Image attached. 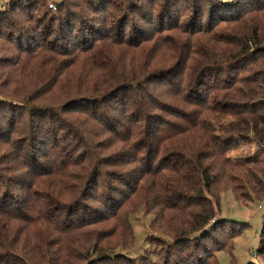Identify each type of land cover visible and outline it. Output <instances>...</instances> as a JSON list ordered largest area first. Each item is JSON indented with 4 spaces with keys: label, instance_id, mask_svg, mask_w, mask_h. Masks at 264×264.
Here are the masks:
<instances>
[{
    "label": "rangeland",
    "instance_id": "obj_1",
    "mask_svg": "<svg viewBox=\"0 0 264 264\" xmlns=\"http://www.w3.org/2000/svg\"><path fill=\"white\" fill-rule=\"evenodd\" d=\"M55 1L60 0H46V4L49 5ZM78 1L80 0H71L74 4ZM87 1L92 7L97 8L100 0ZM155 1L156 4L151 7L144 0H131L128 3L129 8L126 5L121 11L112 12L113 18L116 19L109 16L112 18V24L100 21L102 14L106 16L104 11L96 13L91 7H85L82 11L75 8L74 10L80 16L75 21L78 28L77 35L83 39L77 40V46L79 44V47L88 45L91 41H87L93 34L90 32L92 28L102 29L103 24H109L108 31H118L115 35L116 39L111 40L112 44L109 47L99 49L93 62L81 61L86 53H82L80 50L69 56L61 55L59 57L60 68L54 74L42 76V79L40 78L35 85L28 81L22 83L19 86V91L27 92V94L34 93L32 96L34 99L29 103H21L13 99L11 106L16 107L11 111L0 102V171L8 177L17 174V182L21 184L20 178L25 175V170H31L29 168L36 170L34 167L36 166L37 169H43L45 172L52 171L60 174L68 186V189L61 190L62 192L57 195L50 193L46 186H32L31 188L33 197L39 198L44 203L42 205L47 208L45 214L56 218V226L52 227L48 237L50 242L66 237L73 242L72 244L78 240L84 245L90 243L88 246H91V249L94 248L93 250H100L101 243H98V239H94L95 235H100L104 238L103 240L110 241L117 237L121 241L105 248L104 251L121 254L129 261L143 258L157 262L160 253L167 249L173 241L171 237L160 230V214L162 212H159L160 206L158 205L160 190L157 185L159 180L157 167L168 164L169 160H173V156L181 149L176 147L171 150L169 148L162 150L161 148L168 143L167 136L174 134V138H176V134L186 128L187 123L183 118L187 117L193 123L198 119L204 121V111L200 107L192 105L193 101L196 102V96L202 99L207 91L210 92V95L218 92L219 96H222L224 89L216 90V87L205 89L204 78L206 84H210V86L214 84L213 77L218 78L216 83H222L223 86L228 79L227 73L233 77L237 74L236 71L231 70L235 63H231L226 72H216L204 60L209 58L217 60L223 58L224 55H234L232 46L239 36L229 28V23L219 24L211 33L204 32L207 25L206 20L204 23L205 18L203 17L199 23L193 17L195 15L191 9L185 10V13L180 17L178 27H172L170 24L174 23L173 17L164 15L161 0ZM221 1L231 2L232 0ZM8 2L9 0H0V9L7 6ZM136 7H141L143 11L150 9L153 12L150 24L143 25L138 15L130 11L135 10ZM189 14L193 16H188ZM62 21L63 17L60 19V22ZM114 22L116 25L113 24ZM160 24H163L164 29L159 28ZM121 28L125 29L123 38L120 33ZM57 33L55 31L51 35L52 37L49 36L53 42L60 40L58 39L60 33ZM144 33H147L148 38L153 37L142 42L140 39ZM96 36L98 34L95 33ZM61 42L69 49L76 47L72 46L73 41L70 37L64 38ZM14 53L19 54L16 51ZM94 61H98V65L103 68H96L93 65ZM66 66H70L69 69L73 70L71 78L85 76L82 80H91V83L89 85L80 83L75 87L67 84L66 86L69 88L64 90V94L59 100L46 98V101L44 100L42 103V94L46 91L55 93L57 96L61 95L56 93L57 88L53 87V80ZM94 81L98 82V85H104L102 82H107L106 87L97 85L99 88L96 87L97 91H95ZM13 86L12 83L6 88H14ZM134 86H141L143 91L152 98L150 99L152 100L151 109L147 110L138 103L136 99L140 98L139 95L142 94L137 92L139 94L137 95ZM34 87L39 90L36 91ZM0 97L4 99L2 95ZM37 97L41 99L37 100ZM218 98L220 102L228 100V98ZM58 103L61 108L68 104H70L69 106L74 104L75 106L71 107H77L80 110H76L74 113L59 112V116L63 117L62 121L55 117L44 120L35 116L34 119H31L28 111L32 107L34 110H38L43 104L57 105ZM17 111L24 112L18 117ZM130 118H132L131 122H129ZM75 119L87 125L84 127L89 131L84 133L82 126L77 124ZM215 120L213 118L212 123L218 130L216 134H219L222 140V153L217 154L220 163H223L224 158L238 162L249 157L258 159L264 157V122L258 125L257 130L252 131L245 127L236 131V124L232 117H225L221 124L215 123ZM60 124L67 125L68 130L65 132L64 125L60 126ZM48 125L50 127H45ZM151 125H156L160 128L159 130L163 131V133L156 134L154 143L144 133L149 126L150 130L152 129ZM31 128L34 133L32 139L29 140L25 132ZM56 129H59V132H54ZM173 129L178 133H175L176 131L174 132ZM72 130H75L77 134L80 132L81 138L69 134ZM132 130L134 131L132 132ZM131 132L132 134H130ZM128 136L131 137V141L139 139L140 144L147 149V143L154 144L151 148H160V152L156 157H153L147 154L146 150L138 149L140 161L106 166V170L116 173L112 178L118 175L117 172L122 171L127 179V184L123 183L124 186H122L118 181H106L108 175L101 178V183L99 182V186L95 192L91 193V196H96L97 199L99 196L102 198L105 196L107 200L103 198V201L97 202L89 197L87 194L92 192L91 185L86 181L83 183L84 197H75L74 186L77 184V180L71 176L78 173V167L73 163L77 160V155L82 152L80 144L81 148L82 146L86 147L82 145V142L88 144L90 150L95 151L99 158L116 152L125 157L127 152L129 154L132 151H128V148L122 149L126 143L121 139ZM195 138L197 141L204 142V131L198 133ZM94 146L99 148H93ZM86 150L87 147L83 151ZM175 158L177 157L175 156ZM72 159H74L73 162L69 163ZM66 171L69 175L66 174ZM164 172L167 173V171ZM94 178L95 173L93 172L87 176V179L94 180ZM105 181L108 182V186L111 184L110 182H114L111 191L106 189ZM1 190H5V183L2 184ZM15 190L18 193L16 197L20 198L23 192L17 185H15ZM220 194L218 204L220 219L216 218V224L221 227L231 225L233 229L241 227L239 233L232 240L233 264H249L250 261L264 264V258H255L251 255V251L254 252L259 243L256 235L259 234L263 221L264 197L257 202H242L234 196L231 190ZM79 202H85L84 205L89 212L90 209H102L103 204L113 205L115 208H109V211L105 212H111L110 214L114 216L113 218L109 217V220L104 224L84 226L83 223L79 224V220H76L78 216L82 215L79 210ZM173 202L168 197L163 208H169ZM168 208L167 210H169ZM34 217L35 214H32V219ZM220 231L219 229L215 232V237L219 235ZM75 249L76 254L79 252L82 254V258L85 256L78 264H91L92 260L97 257L93 250L86 253L85 250L83 252L78 249V246ZM189 254L188 257L192 259L203 258L206 255L202 248L200 250L192 248ZM215 258L219 264L230 263V254L226 251L215 253ZM136 263L141 264L140 261Z\"/></svg>",
    "mask_w": 264,
    "mask_h": 264
},
{
    "label": "trees",
    "instance_id": "obj_2",
    "mask_svg": "<svg viewBox=\"0 0 264 264\" xmlns=\"http://www.w3.org/2000/svg\"><path fill=\"white\" fill-rule=\"evenodd\" d=\"M144 1L149 3L151 7L156 4L155 0ZM161 1L164 15L173 17L174 23L170 24L172 27H178L180 17L185 13V10L191 9L195 16L192 14L188 16L192 15L199 23L203 17L205 18L204 23L206 20L207 25L204 32L211 33L219 24L229 23V28L239 36L232 46L234 55H224L223 58L217 60H211V58L204 60L216 72H226L229 65L235 63L231 70L236 71L237 74L233 77L227 73L228 79L223 86L222 83H216L218 78L213 77L214 84L211 86L206 84L204 78L205 89H213L214 87L216 90L224 89L222 96H219L218 92L210 95L209 91L204 93L202 99L196 96V102L193 101L192 105L200 107L204 111V121L198 119L193 123L187 117L183 118L182 116L187 123L186 128H183L179 133L173 129L174 132L176 131L175 133H178L176 138H174V134L167 136L168 143L161 148L162 150L168 148L171 150L176 147L181 149L175 155L177 158L173 156V160H169L168 164L157 167L159 169L157 185L160 190L158 192L160 194L158 205L160 206L159 212H162L160 214V230L172 238V243L160 253L158 261L153 262L143 258L129 261L121 254L104 251L105 248L121 241L117 237L110 241L103 240L104 238L100 235H95L94 239H98V243H101L100 247L102 248H99L100 250H93L94 248L91 249V246H88L90 243L84 245L78 240L72 244L73 242L66 237L50 242L48 237L52 227L56 226V218L45 214L47 208L42 205L44 203L39 198L33 197L31 188L32 186H46L50 193L57 195L62 192L61 190L68 189V186L60 174L52 171L45 172V170L37 169L38 167L34 166L36 170L32 168L25 170V175L20 178L22 185L17 182V174L8 177L0 171V264H78L85 256L82 258V254L79 252L76 254V246L83 252L85 250L86 253H90L91 250L95 251L97 257L92 260L91 264H138L137 261H140L141 264H219L215 258V253L220 251L228 252L230 254L229 264L234 263L232 240L239 233L241 227L233 229L230 224L228 227H221L216 224V218L220 219L218 217L220 193L231 190L234 196L242 202H257L262 199L264 197V157L260 159L249 157L238 162L224 158L223 163H220L217 154L222 153V140L220 135L216 134L218 130L213 125L212 119L215 118V123L221 124L222 119L230 116L236 124V131L245 127L248 130H257L258 125L264 122V0H232L231 2H222L221 0ZM130 2L131 0H100L97 8H94L87 0H80L76 4L71 0L55 1L52 3L54 7L46 4V0H9L7 6L0 9V95L4 97V99L0 97V102L13 111V108L16 107L11 106L13 99L21 103L32 101L34 93L27 94V92L19 91V86L25 81L35 85L40 78L42 79V76L54 74L60 68L61 60L59 57L61 55L69 56L80 50L82 53H86L81 61L93 62L96 52L101 48L109 47L112 41L116 39L115 35L118 31H108L109 24H112V12L121 11L126 5L128 7ZM85 7H91L96 13L104 11L106 16L102 14L100 21L105 24L109 22V24H103L102 29L92 28L90 31L93 33L92 37L87 41L91 42L85 47H79L80 44L79 46L76 45L77 40L83 39L77 35L78 28L75 21L80 16L74 9L77 8L82 11ZM130 11L138 15L143 25L151 23L153 12L150 9L143 11L141 7H136L135 10ZM61 17H63L62 22H60ZM113 24L116 25L115 22ZM159 28L164 29L163 24H160ZM120 30L123 38L125 29L121 28ZM55 31L60 33L58 36L60 40L53 42L50 37ZM95 33L98 36L95 37ZM69 37L73 41L72 46H76L75 48L69 49L61 42L64 38L68 39ZM131 38L133 39V36ZM151 38H148L147 33H144L140 40L143 42ZM14 51L19 54H15ZM93 65L98 69L103 68V66L98 65V61H94ZM69 68L70 66L63 68L57 78L53 80V87L57 88L55 91L60 93V96L46 91L42 94V99L39 97L36 99H41L42 103L44 100L46 101V98L59 100L64 94V90L69 88L66 86L67 84L75 87L80 83L86 85L91 83V80H82L85 77L84 74V77L71 78L70 75L73 70ZM232 79L234 80L232 81ZM12 83L14 88H6ZM102 83L104 85L93 82L95 91H97L96 87L98 86L106 87L107 82ZM4 88L6 90H3ZM34 88L36 91L39 90L37 87ZM134 88L137 95H139L138 93L142 94L139 95L140 98L136 99L138 103L147 110L151 109L152 100L150 99L152 98L143 91L141 86H134ZM218 97L228 98V100L220 102ZM69 105L61 108L59 103L57 105L43 104L38 110H34L32 107L28 112L31 119H34L35 116L44 120L55 117L62 121L63 117L59 116V112L67 113L70 111L74 113L76 110H80V108L71 107L75 106L74 104ZM23 112L17 111L16 114L19 117ZM7 118L10 119V117ZM97 120L101 122V120ZM75 121L82 126L84 133L89 131L84 127L87 125L82 124L77 119ZM131 121L132 118L129 119V122ZM151 126L152 129L150 130L149 126L144 133L154 143L156 134L163 133V131L159 130L160 128L156 125ZM45 127H50V125ZM63 129L66 132L68 130L67 125H64ZM203 131L204 142L197 141L195 137ZM54 132H59V129L54 130ZM33 133V128L25 132L29 140L32 139ZM69 134L73 137L77 136V138L82 136L80 132L77 134L75 130ZM128 137L121 139L127 144L122 149L128 148V151H132L129 154L127 152L125 157L116 152L99 158L95 151L90 150L88 144L82 142V145L87 147L86 151H83L86 147L82 146L81 148L80 144L79 147L82 152L79 153L80 155L78 154L79 156L77 155V160L73 163L78 167V173L71 176L77 180V184L74 186L75 197H84L83 183L86 181L91 185L90 190L92 192L87 194L89 197L97 200V202L103 201V198L107 200L105 196L103 198L99 196L98 199L96 196H91V193L95 192L99 186V182L101 183V178L108 175L106 181H118L122 186H124L123 183L127 184V179L122 171L117 172L118 175L112 178L114 172L106 170V166L140 161L138 149L146 150L147 154L153 157H156L160 152V148H151L154 144L149 145L147 143V149L140 144L139 139L131 141V137ZM93 148L98 149L99 147L94 146ZM19 155L22 157L21 154ZM73 160L69 163H72ZM92 172L95 173L94 180L87 179L89 173ZM66 174L69 175L67 171ZM106 181L104 182L106 189L111 191L114 182H110L111 184L108 186ZM3 183H5L4 191L1 190ZM15 185L23 192L20 198L16 197L18 193L15 190ZM168 197L174 202L169 208L164 209L165 200L168 201ZM84 203H78L82 214L76 218L79 220V224L83 223L84 226L100 225L106 223L109 217L113 218L114 216L110 214L111 212H105L109 211V208H115L113 205L103 204V210L97 208L96 210L90 209L89 212ZM32 214H35L34 219H32ZM219 229L221 231L215 237V232ZM257 237L259 243L253 257L264 258V215ZM192 248L198 250L202 248L206 254L205 257H198L197 259L188 257ZM249 264L258 263L250 261Z\"/></svg>",
    "mask_w": 264,
    "mask_h": 264
},
{
    "label": "built area",
    "instance_id": "obj_3",
    "mask_svg": "<svg viewBox=\"0 0 264 264\" xmlns=\"http://www.w3.org/2000/svg\"><path fill=\"white\" fill-rule=\"evenodd\" d=\"M49 6L50 7H54L53 4H49ZM256 236H258V234ZM251 255L254 256V252L253 251H251Z\"/></svg>",
    "mask_w": 264,
    "mask_h": 264
}]
</instances>
